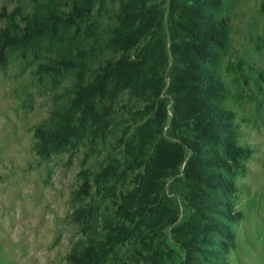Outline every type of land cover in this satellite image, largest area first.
Segmentation results:
<instances>
[{
  "label": "trees",
  "instance_id": "trees-1",
  "mask_svg": "<svg viewBox=\"0 0 264 264\" xmlns=\"http://www.w3.org/2000/svg\"><path fill=\"white\" fill-rule=\"evenodd\" d=\"M15 1L0 7V65L14 55L39 82L69 78L35 152L105 151L80 161L67 263L227 264L252 156L225 105L240 70L228 0Z\"/></svg>",
  "mask_w": 264,
  "mask_h": 264
},
{
  "label": "rangeland",
  "instance_id": "rangeland-1",
  "mask_svg": "<svg viewBox=\"0 0 264 264\" xmlns=\"http://www.w3.org/2000/svg\"><path fill=\"white\" fill-rule=\"evenodd\" d=\"M228 2L229 55L240 70L226 74L225 105L234 111L239 142L252 156L236 180L241 218L233 226L235 247L227 264H264V0ZM16 3L0 0V7ZM107 21L105 16L100 22ZM34 70L32 62L14 55L0 65V264H68L66 255L80 235L70 219L80 161L86 151L95 168V158L105 153L101 146L71 155L35 152L33 127L46 120L69 78L53 87L39 82Z\"/></svg>",
  "mask_w": 264,
  "mask_h": 264
}]
</instances>
